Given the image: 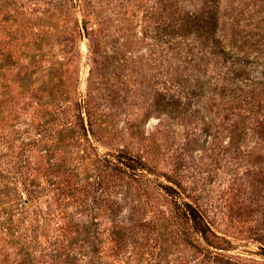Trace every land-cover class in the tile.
Masks as SVG:
<instances>
[{"label":"rangeland","instance_id":"rangeland-1","mask_svg":"<svg viewBox=\"0 0 264 264\" xmlns=\"http://www.w3.org/2000/svg\"><path fill=\"white\" fill-rule=\"evenodd\" d=\"M263 72L264 0H0V264H264Z\"/></svg>","mask_w":264,"mask_h":264},{"label":"trees","instance_id":"trees-1","mask_svg":"<svg viewBox=\"0 0 264 264\" xmlns=\"http://www.w3.org/2000/svg\"><path fill=\"white\" fill-rule=\"evenodd\" d=\"M196 19H197V21L199 23H201V21L198 19V17H195V20ZM201 31L205 32L204 28H202ZM213 34L214 35L216 34L215 30H214V32L212 34H209V35L210 36L212 35V37H213ZM223 52H225V50ZM246 69H247V65L242 66V68H241L242 72L246 71ZM262 75L264 77V72L262 73ZM184 214H185L186 218H188L189 220L193 221L192 223H193L194 229L197 230L198 232H200L203 237H207L209 232L212 233L211 229L209 228V226L202 222V217H201L199 211L196 208L192 207L191 205H188V210H186L184 212Z\"/></svg>","mask_w":264,"mask_h":264}]
</instances>
